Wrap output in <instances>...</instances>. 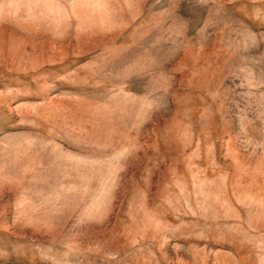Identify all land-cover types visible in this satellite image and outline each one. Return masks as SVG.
Here are the masks:
<instances>
[{
    "label": "rangeland",
    "instance_id": "1",
    "mask_svg": "<svg viewBox=\"0 0 264 264\" xmlns=\"http://www.w3.org/2000/svg\"><path fill=\"white\" fill-rule=\"evenodd\" d=\"M0 264H264V0H0Z\"/></svg>",
    "mask_w": 264,
    "mask_h": 264
}]
</instances>
